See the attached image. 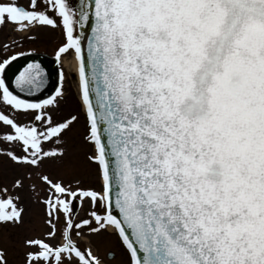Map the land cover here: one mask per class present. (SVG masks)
<instances>
[{
    "label": "snow or ice",
    "instance_id": "1",
    "mask_svg": "<svg viewBox=\"0 0 264 264\" xmlns=\"http://www.w3.org/2000/svg\"><path fill=\"white\" fill-rule=\"evenodd\" d=\"M4 25L61 29L57 62L76 64V109L56 119L63 69L39 100L17 93L45 86L40 64L0 77V156L23 170L0 226L22 223L25 180L43 213L22 264H101L82 234L114 236L116 264H264V0H0ZM81 120L95 181L51 178Z\"/></svg>",
    "mask_w": 264,
    "mask_h": 264
},
{
    "label": "rangeland",
    "instance_id": "2",
    "mask_svg": "<svg viewBox=\"0 0 264 264\" xmlns=\"http://www.w3.org/2000/svg\"><path fill=\"white\" fill-rule=\"evenodd\" d=\"M18 2L23 5L26 4L27 0H18ZM13 41L15 42L14 44L12 43ZM61 41L62 34L59 28L31 27L26 32H19L12 30V27L8 25L0 27V62L8 55H14L16 52H19L21 55L16 56L15 59L25 55L38 54L43 56L47 63L51 65L48 81L50 88L48 92L41 96H23L24 98L39 100L49 95L59 83V72L63 69L66 98L61 102L58 109L52 110L54 119L70 110L74 111L76 109L74 99L76 83L72 75L75 72L76 64L72 53L62 55L60 62H57L55 52ZM5 44L8 45L7 48L2 47ZM83 131V122L81 120L65 133L64 138L69 147L63 163H57L56 161L46 162V167L51 178H60L66 183L70 182L73 177L79 178L89 184L95 181V166L88 164L84 156L91 146L84 143L81 139ZM0 147L7 148L11 146L0 141ZM22 173L23 170L13 165L6 156H0V186H8L11 192L13 177ZM33 180L35 181V178ZM35 182L38 185L36 189L37 193L44 195L43 186L39 185L38 181ZM29 183L30 181L25 180V187L20 193L25 208L22 223L15 226H0V247L6 250L9 264H22L25 251L24 239L41 235L44 229L41 206L32 198L33 193L28 187ZM73 210L77 218L85 216L89 210L88 201H85L81 205L79 198H77L73 204ZM115 240L114 236L106 234L102 237L82 234L78 242L81 247L91 246L93 253L98 255L102 262L108 263L106 254L109 251L118 252L114 243ZM109 264H114V260L109 262Z\"/></svg>",
    "mask_w": 264,
    "mask_h": 264
},
{
    "label": "water",
    "instance_id": "3",
    "mask_svg": "<svg viewBox=\"0 0 264 264\" xmlns=\"http://www.w3.org/2000/svg\"><path fill=\"white\" fill-rule=\"evenodd\" d=\"M29 63L40 64L41 68H43L44 70L43 75L45 78V86L47 85L48 80H49V73H50L51 65L47 63L44 57L37 55V54H31V55H25V56L17 58L7 67V71H6L7 81L12 87H13L12 81L15 79V76L19 73V71L22 68H24ZM45 86L40 91H42L45 88ZM39 92H36L31 95H35ZM24 94H27V93H24Z\"/></svg>",
    "mask_w": 264,
    "mask_h": 264
},
{
    "label": "flooded vegetation",
    "instance_id": "4",
    "mask_svg": "<svg viewBox=\"0 0 264 264\" xmlns=\"http://www.w3.org/2000/svg\"><path fill=\"white\" fill-rule=\"evenodd\" d=\"M6 71H7V68L3 71V72H0V77H2V78H4L5 80H6V82L8 83V81H7V76H6ZM9 84V83H8ZM10 86V85H9ZM10 88H12L11 86H10ZM43 93L44 92H41V93H39L38 95H40V94H42L43 95ZM17 94H20V95H22V96H26V94H23V93H17ZM115 246H116V248H117V256H119V248H118V246H117V241L115 240ZM106 257H107V259H108V263L107 262H102L101 261V264H109V262H111V261H113L114 259H112V258H110L107 254H106ZM116 261L114 260V264H116L115 263Z\"/></svg>",
    "mask_w": 264,
    "mask_h": 264
},
{
    "label": "trees",
    "instance_id": "5",
    "mask_svg": "<svg viewBox=\"0 0 264 264\" xmlns=\"http://www.w3.org/2000/svg\"><path fill=\"white\" fill-rule=\"evenodd\" d=\"M49 88H50V87L47 86V87L43 90V92H44V93L48 92ZM44 93H43V94H44Z\"/></svg>",
    "mask_w": 264,
    "mask_h": 264
}]
</instances>
